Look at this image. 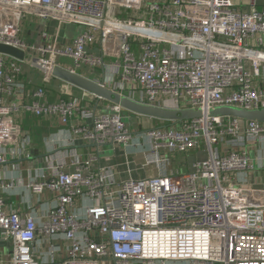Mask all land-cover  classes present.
Listing matches in <instances>:
<instances>
[{
    "label": "built area",
    "instance_id": "2783aa9c",
    "mask_svg": "<svg viewBox=\"0 0 264 264\" xmlns=\"http://www.w3.org/2000/svg\"><path fill=\"white\" fill-rule=\"evenodd\" d=\"M245 1L248 10L234 0H0V44L32 54L47 81L69 59L73 73L103 69L121 94L140 89L143 104L201 112L133 134L120 104L99 113L79 98L46 101L44 88L25 101V61L0 53V166L21 134L15 115L55 117L72 133L63 157L50 156L49 170L25 185L38 198L51 194L48 208L10 209L2 194L14 184L0 169V242L9 249L0 264H264V189L236 180L254 168L248 146L264 140V123L212 115L264 108V9ZM28 20L56 22L55 34L44 28L28 42ZM70 24L84 29L62 43ZM77 140L140 147L160 172L118 181L98 154H78ZM193 149L207 157L168 170L172 154Z\"/></svg>",
    "mask_w": 264,
    "mask_h": 264
},
{
    "label": "crops",
    "instance_id": "0c3cea01",
    "mask_svg": "<svg viewBox=\"0 0 264 264\" xmlns=\"http://www.w3.org/2000/svg\"><path fill=\"white\" fill-rule=\"evenodd\" d=\"M238 4L243 10L249 9L245 0H239ZM258 8L264 9V0L258 1ZM49 23L55 24L54 28L51 29ZM49 23L45 20H38L35 24H30L28 30L23 33V38L28 42H35L39 39V34L44 28L49 29L51 34H55L57 28L56 22ZM80 30H82L81 27L76 28L70 27V25H64L60 32V42H72ZM250 46L255 47L256 43L252 40ZM92 50H98V46H93ZM24 61V71L21 78L26 85L25 101L29 103L35 101L36 97L34 96V92L38 88H44L46 91L44 99L46 101L54 102L61 99L68 100L79 98L82 100L84 106L90 107L93 111L104 113L110 110V106L112 105L110 101L99 98L97 95L68 83L59 77L55 76L47 81L39 67L33 64L32 54H26ZM59 63L61 64L59 66H63L64 68L65 66L67 68L72 65V61L69 59H61ZM262 72L264 73V65ZM80 73V75L96 82L104 80L102 69L92 71L88 67H84ZM109 87L116 91H120L117 85L112 84ZM122 90L123 95L128 97L131 96L130 98L136 101L139 100L140 89H137L135 93L130 92L126 87ZM124 115L130 120L128 126L133 134L144 131L150 127H167L173 124L170 120L141 115L125 108ZM13 120L14 123L19 126L21 134L16 144L12 147H8V161L0 166V169L6 181L13 182L14 187L2 195L10 209H18L22 212L29 210V207L33 206L37 211L44 210L48 208V205L55 204V199L49 193L38 198L30 193L25 185L30 179L38 178L41 173L49 170L48 160L51 159L50 156L53 158L63 157L65 150L69 149V146L65 144L72 138L70 126L62 125L58 118L36 116L31 112H22L19 115H15ZM73 122L79 123L81 120L74 118ZM26 136L29 138V143L25 147L23 146V139ZM72 148L83 157H87L89 154L93 153L98 154L102 167H114L116 169V178L118 181L126 180L129 176L133 178H143L156 175L160 172V169L155 164L150 163V156L142 151L140 147L133 145L97 146L93 142L87 143L82 140H77ZM248 151L254 168L247 173L244 172L239 174L236 180L239 183H243L247 188L264 189V140L260 143H250ZM206 157L207 154L205 152L197 149L190 150L185 154L174 153L171 155L170 165L167 168L174 172L190 171L194 163ZM151 170H155V172L151 173ZM78 206H81L80 202H78ZM54 240L57 242V245L63 246V251H65L67 243L63 240V237H55ZM0 249L6 254L9 253L7 245L1 242ZM40 250L41 255L44 256L42 260H47V256L45 253L43 254L42 248ZM166 264L190 263L170 261Z\"/></svg>",
    "mask_w": 264,
    "mask_h": 264
},
{
    "label": "water",
    "instance_id": "95a60500",
    "mask_svg": "<svg viewBox=\"0 0 264 264\" xmlns=\"http://www.w3.org/2000/svg\"><path fill=\"white\" fill-rule=\"evenodd\" d=\"M0 53L15 57L19 60L25 59V52L9 45L0 44ZM54 76L65 80L77 87L87 90L99 98L110 101L111 103L120 104L127 110L164 120H183L197 117L201 114L200 111L184 109L180 111L166 110L159 107L143 104L126 95L121 94L107 85L104 81L96 82L78 73H73L70 70L56 66L53 72ZM214 116H235L246 120H257L264 123V108L247 110L236 106L217 107L212 110Z\"/></svg>",
    "mask_w": 264,
    "mask_h": 264
},
{
    "label": "rangeland",
    "instance_id": "374dc122",
    "mask_svg": "<svg viewBox=\"0 0 264 264\" xmlns=\"http://www.w3.org/2000/svg\"><path fill=\"white\" fill-rule=\"evenodd\" d=\"M234 2L235 3H238L239 2V0H234ZM36 21H38V20H28L26 23H25V26L23 27V29H24V31H26V30H28V27L30 26V24H35L36 23ZM44 21V20H43ZM52 22V21H51ZM49 23V22H48ZM50 24V27H51V29L52 28H54V26H55V24H53V23H49ZM45 25V24H44ZM44 25H43V27H44ZM70 27H76V28H79V27H77V26H75V25H72V24H70ZM82 28V30L84 29L83 27H81ZM82 30H80V32L82 31ZM80 32H78V34L80 33ZM77 34V35H78ZM27 58H28V56H27ZM103 70V69H102ZM103 73H104V71H103ZM197 111V110H196ZM125 120H126V122L129 124L130 123V120H128V118H125ZM131 130V129H130ZM155 172V170H151V173H154ZM128 178H131V176H129ZM127 178V179H128Z\"/></svg>",
    "mask_w": 264,
    "mask_h": 264
}]
</instances>
